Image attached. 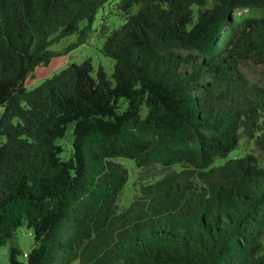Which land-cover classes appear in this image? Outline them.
<instances>
[{
    "label": "trees",
    "instance_id": "obj_1",
    "mask_svg": "<svg viewBox=\"0 0 264 264\" xmlns=\"http://www.w3.org/2000/svg\"><path fill=\"white\" fill-rule=\"evenodd\" d=\"M106 1L0 0V248L34 237L9 264H264V164L226 158L242 136L264 156V0H120L111 76L86 59L27 87ZM118 157L144 180L122 210Z\"/></svg>",
    "mask_w": 264,
    "mask_h": 264
},
{
    "label": "rangeland",
    "instance_id": "obj_2",
    "mask_svg": "<svg viewBox=\"0 0 264 264\" xmlns=\"http://www.w3.org/2000/svg\"><path fill=\"white\" fill-rule=\"evenodd\" d=\"M120 0H107L96 12L94 20L87 31L86 35L81 38L78 34H72L64 37L58 43L51 46V49L57 51L59 54L52 59L47 66L36 67L31 72L26 80L27 87L32 88L37 86L44 78L49 77L61 69L67 67L69 64H79L86 59H89L97 70L100 66L104 69L108 76H111L114 68V60L105 56L102 51V45L106 36L116 28H120L126 21V14L119 6ZM83 24V23H82ZM248 76L253 80H261V75L256 68L246 69ZM2 108H0V113ZM146 112L143 107L142 115ZM73 141L72 126L69 128L66 135L59 140L63 146V157H67L71 152ZM247 152L256 155L260 162L264 164V156L255 147L253 141L248 140L245 136L240 138L239 145L233 149L226 158L242 156ZM225 158H218L215 164L222 163ZM115 161L123 163L128 170V180L124 185L120 195L117 199L119 210L126 208L134 199L135 194L138 193L140 183L144 182L139 176L142 169L137 168L134 162L130 159L118 157ZM151 174H157L154 178H159L162 172L158 170H150ZM144 174V172H142ZM160 175V176H159ZM34 242L32 230L25 224L19 226L13 237L7 241L5 245L0 248V264H9V252L11 246L17 248L20 253L17 255L19 260H24V253L29 252Z\"/></svg>",
    "mask_w": 264,
    "mask_h": 264
}]
</instances>
